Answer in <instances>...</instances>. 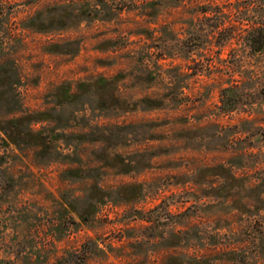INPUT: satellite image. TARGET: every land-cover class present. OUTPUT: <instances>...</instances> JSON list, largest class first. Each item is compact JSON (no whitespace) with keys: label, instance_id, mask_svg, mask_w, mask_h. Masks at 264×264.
Wrapping results in <instances>:
<instances>
[{"label":"rangeland","instance_id":"1","mask_svg":"<svg viewBox=\"0 0 264 264\" xmlns=\"http://www.w3.org/2000/svg\"><path fill=\"white\" fill-rule=\"evenodd\" d=\"M256 37L264 0H0V264H264Z\"/></svg>","mask_w":264,"mask_h":264},{"label":"trees","instance_id":"2","mask_svg":"<svg viewBox=\"0 0 264 264\" xmlns=\"http://www.w3.org/2000/svg\"><path fill=\"white\" fill-rule=\"evenodd\" d=\"M254 42H255V44L258 43V46H255L254 50L259 51V50H261V49L263 48V46H264V42H263V40L261 39V37H256L255 40H254ZM255 44H254V45H255ZM253 47H254V46H253Z\"/></svg>","mask_w":264,"mask_h":264}]
</instances>
